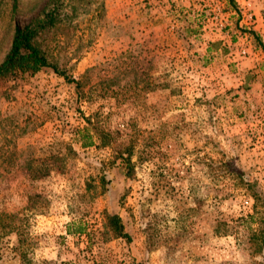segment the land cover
Returning <instances> with one entry per match:
<instances>
[{
    "label": "rangeland",
    "instance_id": "374dc122",
    "mask_svg": "<svg viewBox=\"0 0 264 264\" xmlns=\"http://www.w3.org/2000/svg\"><path fill=\"white\" fill-rule=\"evenodd\" d=\"M56 5L77 81L0 80V264H264V0H0V64ZM82 114L131 136L130 174Z\"/></svg>",
    "mask_w": 264,
    "mask_h": 264
},
{
    "label": "trees",
    "instance_id": "16d2710c",
    "mask_svg": "<svg viewBox=\"0 0 264 264\" xmlns=\"http://www.w3.org/2000/svg\"><path fill=\"white\" fill-rule=\"evenodd\" d=\"M229 3L235 4V0H229ZM57 17L58 6L56 5L46 11L43 17L36 18L26 25H16L11 49L0 64V80L18 75L35 76L43 69L50 68L69 81H77L52 59V52L55 45H57L56 43H58L53 39L54 36L52 37V32L55 31L57 24ZM82 117H84L86 124L76 130L81 146L83 148L92 146L111 147L114 153V160H121L130 174L134 167L132 158L135 153V146L131 136L116 128H106L98 118L85 116V114H82ZM143 152L146 153L145 151ZM58 157L56 156L55 158ZM56 171L62 172L63 166L56 167ZM103 219L105 239L125 238L128 242L132 240V236L126 230L125 223L119 214L104 211ZM75 224L76 222L74 221L68 224L70 232L82 233L86 231L83 223H80L76 229H72Z\"/></svg>",
    "mask_w": 264,
    "mask_h": 264
},
{
    "label": "built area",
    "instance_id": "2783aa9c",
    "mask_svg": "<svg viewBox=\"0 0 264 264\" xmlns=\"http://www.w3.org/2000/svg\"><path fill=\"white\" fill-rule=\"evenodd\" d=\"M217 18H218V16H217Z\"/></svg>",
    "mask_w": 264,
    "mask_h": 264
}]
</instances>
